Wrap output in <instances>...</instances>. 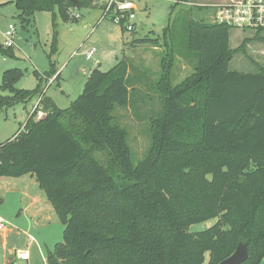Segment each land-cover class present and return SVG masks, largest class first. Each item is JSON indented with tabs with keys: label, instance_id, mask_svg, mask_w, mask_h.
Instances as JSON below:
<instances>
[{
	"label": "trees",
	"instance_id": "1",
	"mask_svg": "<svg viewBox=\"0 0 264 264\" xmlns=\"http://www.w3.org/2000/svg\"><path fill=\"white\" fill-rule=\"evenodd\" d=\"M101 1L14 4L28 24L39 11L56 16V8L68 21L66 10L102 8ZM187 28L194 73L172 84L171 45L152 85L161 103L150 117L152 145L136 165L115 111L139 95L135 82L145 78L130 77L126 58L109 72L93 70L69 108L45 100L44 119L30 116L23 133L0 144V178L35 176L65 227L47 264H221L241 243L250 255L243 264H264V69L230 71L245 48H230L233 28L194 20ZM22 76L20 69L4 73L0 91L11 96L0 94V110L42 94L41 86L17 90ZM211 220L210 228L190 232Z\"/></svg>",
	"mask_w": 264,
	"mask_h": 264
},
{
	"label": "rangeland",
	"instance_id": "2",
	"mask_svg": "<svg viewBox=\"0 0 264 264\" xmlns=\"http://www.w3.org/2000/svg\"><path fill=\"white\" fill-rule=\"evenodd\" d=\"M228 1L191 0L176 6L178 2L175 0H133L136 29L129 33L125 24H117L111 18L102 19L101 7L68 9L65 11L68 21L62 18L59 8L55 9L56 16L39 11L28 24H24L14 0H0V46L3 47L0 49V85L6 71L20 69L23 76L14 85L17 90L36 93L41 86L45 97L42 107L46 100L65 110L83 93L93 70L109 72L126 58L131 66L130 77L142 75L145 78L143 83L135 82L140 89L139 95L132 97L128 107L115 111V117L128 133L131 160L136 165L152 145L150 117L161 108L159 94L153 91L152 85L163 73V58L172 45L177 53L171 69L174 86L192 75L197 61L188 48V23L192 20L214 23L217 6ZM11 25L15 28V46L14 54L7 57L4 54L8 48L4 34ZM169 26L172 35L166 39L164 31ZM168 42L170 47H167ZM242 44L245 48L235 53L230 71L255 74L264 69V32L233 29L230 48L236 51ZM92 49L96 54L92 60H87V53ZM54 69L60 73V79L49 85L45 74ZM0 94L11 96L8 91H0ZM42 94H34L27 102H18L0 110V144L24 130ZM95 155L105 165L108 163L105 153L97 151ZM9 203L13 202L10 200ZM4 208L5 213L13 215L11 205L7 207L4 204ZM215 223L216 220H211L191 226L190 232L204 231ZM60 242H63V237Z\"/></svg>",
	"mask_w": 264,
	"mask_h": 264
},
{
	"label": "crops",
	"instance_id": "3",
	"mask_svg": "<svg viewBox=\"0 0 264 264\" xmlns=\"http://www.w3.org/2000/svg\"><path fill=\"white\" fill-rule=\"evenodd\" d=\"M4 204L13 207V215L5 213ZM0 217L7 222L0 232V264H47V254L61 243L65 227L35 176L0 178ZM20 251L29 258L19 259Z\"/></svg>",
	"mask_w": 264,
	"mask_h": 264
},
{
	"label": "built area",
	"instance_id": "4",
	"mask_svg": "<svg viewBox=\"0 0 264 264\" xmlns=\"http://www.w3.org/2000/svg\"><path fill=\"white\" fill-rule=\"evenodd\" d=\"M101 6L103 10L102 19L111 18L117 24H125L126 31L132 33L136 27L134 21L136 20V6L133 0H102ZM218 10L214 18V23L227 25L233 29L260 31L264 30V0H229L228 2L217 6ZM76 18H80L75 14ZM14 26L9 27V31L4 34L7 40V47L14 48ZM96 50L92 49L87 54V60H92ZM56 74L49 79V85H52L59 77ZM44 94L41 95L39 101L34 106L32 115H36V120H42L46 117L43 111L42 102ZM26 129L19 134L23 133ZM18 134V135H19ZM7 226L5 219L0 217V232ZM19 259L27 260L29 253L27 251H20L18 254Z\"/></svg>",
	"mask_w": 264,
	"mask_h": 264
},
{
	"label": "water",
	"instance_id": "5",
	"mask_svg": "<svg viewBox=\"0 0 264 264\" xmlns=\"http://www.w3.org/2000/svg\"><path fill=\"white\" fill-rule=\"evenodd\" d=\"M71 3L77 5L79 0H70ZM1 49V46H0ZM249 250L246 244L241 243L237 247L232 256L224 260L221 264H243L249 259Z\"/></svg>",
	"mask_w": 264,
	"mask_h": 264
}]
</instances>
